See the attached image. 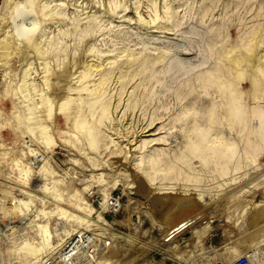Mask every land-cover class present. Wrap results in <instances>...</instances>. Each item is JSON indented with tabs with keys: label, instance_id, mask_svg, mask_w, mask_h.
Here are the masks:
<instances>
[{
	"label": "rangeland",
	"instance_id": "1",
	"mask_svg": "<svg viewBox=\"0 0 264 264\" xmlns=\"http://www.w3.org/2000/svg\"><path fill=\"white\" fill-rule=\"evenodd\" d=\"M2 2L0 47L12 40L17 50L0 63V264H44L80 235L75 264H231L252 248L264 257V245L249 248V213L264 199V0H37L19 8H31L28 18L14 20ZM30 28L44 55L21 49L20 32L26 37ZM254 37L256 59L234 77L224 54ZM44 76L51 84L42 88ZM101 76L105 85L93 92ZM226 81L246 106L237 122L221 90ZM43 97L52 105L46 118ZM193 142L201 147L195 154ZM224 142L234 147L222 158L215 148ZM128 149L133 161L123 158ZM42 164L59 182L61 203L43 190L45 171L34 172ZM197 190L207 201L201 217L229 220L226 230L190 240L199 223L188 238L154 236L157 193ZM73 194L91 211L74 209ZM106 197L118 200L116 212ZM55 205L78 219L57 215ZM29 241L40 245L36 257L22 244Z\"/></svg>",
	"mask_w": 264,
	"mask_h": 264
},
{
	"label": "bare ground",
	"instance_id": "2",
	"mask_svg": "<svg viewBox=\"0 0 264 264\" xmlns=\"http://www.w3.org/2000/svg\"><path fill=\"white\" fill-rule=\"evenodd\" d=\"M3 2V4L5 5V6H9V8L11 9V13H13L12 14V17L10 18V19H12V20H14V19H16V18H18V17H20L21 19H22V17L23 18H28V15H29V13H30V9L28 8V10L26 11H22V12H20V10H19V8L21 7V5H24V4H27V5H29V7L31 6H33V3L34 2H36L37 0H2ZM54 1V0H53ZM39 2L40 1H38V4H39ZM37 4V5H38ZM26 5V6H27ZM35 5V4H34ZM49 5V4H48ZM1 7V6H0ZM23 7H25V6H23ZM4 8V7H3ZM34 8V7H33ZM37 8V7H36ZM17 9V10H16ZM24 9V8H23ZM41 10V9H40ZM38 13V12H37ZM39 14V13H38ZM35 15V14H34ZM11 16V15H10ZM34 17V16H33ZM31 18H32V16H31ZM33 19V18H32ZM34 19H35V17H34ZM33 19V20H34ZM37 19V18H36ZM39 19V18H38ZM42 19V18H41ZM47 19V18H46ZM49 20V19H48ZM32 21V20H31ZM32 22H35V21H32ZM41 23V22H40ZM34 24V23H33ZM36 24V23H35ZM36 25H38V24H36ZM36 28V27H35ZM24 29V28H23ZM31 29V28H30ZM30 29H28V30H30ZM22 30V29H21ZM35 30L36 29H31V31H29V34L27 35L26 34V37H25V35H23L24 33H25V31L24 32H20V30H19V32H20V34H22V36H24V38H25V41L24 40H22V41H24L25 42V45H22V48L21 49H23V50H29L30 52H32L31 54L32 55H35L36 53L37 54H41L40 52H37L38 50V48L36 47V44H35V42H34V32H35ZM17 32V31H16ZM17 34H18V32H17ZM16 34V35H17ZM8 35V34H7ZM21 36V35H20ZM22 36L20 37V38H22ZM13 37V36H12ZM17 37H18V35H17ZM16 39V38H15ZM19 39V38H18ZM47 39V38H46ZM4 43L2 44L3 46H1L0 48L1 49H3V51L2 52H0V60L1 61H4V62H0V63H4V64H6L8 61V58L13 54V52L15 51V50H17V45L16 46H14V42L11 40V41H3ZM13 42V43H12ZM43 42V41H42ZM23 43V42H22ZM41 43V42H40ZM257 44H258V38L257 37H254L253 39H252V42H250L247 46H245V48L243 49V51H236L235 49L234 50H230V51H228L227 53H225L224 54V58H225V61H226V68H228V69H231V70H233V72L235 73L234 74V77H235V75H236V77L237 78H241V76H242V73H244L243 72V67L244 66H248V68L250 67L249 66V59L250 58H253L255 55H256V51L258 50V46H257ZM38 45V44H37ZM42 46V45H41ZM41 48V47H40ZM0 49V50H1ZM20 49V50H21ZM20 50H18L17 51V53L19 52L20 53ZM23 50H22V53H24V54H22L21 56H24V57H27V55H29L30 54V52L28 53L27 51V54H26V52L24 51L23 52ZM40 50H42V49H40ZM35 53V54H34ZM45 53V52H44ZM21 54V53H20ZM36 54V55H37ZM43 54V53H42ZM41 54V55H42ZM41 55H38L39 57L41 56ZM44 55V54H43ZM61 55V54H60ZM37 56V57H38ZM31 57V56H30ZM259 57V56H258ZM262 57V56H261ZM29 58V57H28ZM41 58V57H40ZM43 58V57H42ZM47 58V57H46ZM79 58V57H78ZM255 58V57H254ZM38 59V58H37ZM72 59H74V58H72ZM256 59V58H255ZM260 59H262V58H260ZM260 59H258L256 62H258V64H260L259 63V61H260ZM252 60V59H251ZM42 61V60H41ZM77 61V60H76ZM71 62V61H70ZM74 62V61H73ZM41 63V62H40ZM49 64V63H48ZM3 65V64H2ZM75 65V64H74ZM82 65V64H81ZM252 66H253V64H251ZM257 65V64H256ZM65 66V65H64ZM259 67H260V69L262 70V72H264V63H261L260 65H258ZM77 67V66H76ZM87 67V66H86ZM96 67H98V66H96ZM95 67V68H96ZM45 68V67H44ZM78 68V67H77ZM82 68V67H81ZM92 67L91 66H89L88 67V69H87V71L89 72L90 70L89 69H91ZM258 68V67H257ZM250 69V68H249ZM260 69H258L259 70V72L261 71ZM53 70V69H52ZM38 71V70H37ZM45 71V70H44ZM47 71V70H46ZM45 71V72H46ZM69 72V71H68ZM76 72V71H75ZM85 72V71H84ZM83 72V73H84ZM88 72H85L84 74L85 75H87V73ZM249 72V71H248ZM262 72H260V74L262 73ZM42 73V72H41ZM44 73V72H43ZM60 73V72H59ZM29 74V73H28ZM46 74V73H45ZM50 74H52V73H50ZM54 74V73H53ZM61 74V73H60ZM89 74V73H88ZM93 74V73H92ZM259 74V73H258ZM259 74V75H260ZM262 74H264V73H262ZM44 75V74H43ZM49 76H51V75H49ZM258 76V75H257ZM41 77V76H40ZM66 77V76H65ZM81 77V76H80ZM22 78V77H21ZM50 78V77H49ZM49 78H48V76L47 77H45L44 76V78L41 80L42 82H41V85L40 86H42V88L43 87H48L49 86ZM242 78H243V76H242ZM262 78H264V77H262ZM23 79V78H22ZM52 79V78H51ZM62 79V78H61ZM32 80V79H31ZM57 80V79H56ZM94 80V79H93ZM208 80V79H207ZM236 80V79H235ZM262 80H264V79H262ZM105 81H106V77H104V76H101L100 78H99V80H98V83H97V86L96 87H93L94 89L92 90L93 92H94V90L97 92V91H99V88H100V90H101V88L103 87V85H105L104 83H105ZM108 81V80H107ZM234 81V80H233ZM237 82H239V81H237ZM17 83V82H16ZM58 83V82H57ZM56 83V84H57ZM218 83V82H217ZM221 83V82H220ZM51 84V83H50ZM251 85V89L253 88V89H256L257 87H258V83H257V81L256 80H254V81H252V84H250ZM51 86V85H50ZM81 86V85H80ZM28 87V86H27ZM56 87V86H55ZM82 87V86H81ZM234 87L235 86H233V83L232 82H230V81H226V82H224L223 84H222V86H221V90L223 91V92H225L226 93V95H227V104H228V111H229V114L234 118V119H236V122H237V118L239 119L241 116L243 117V115H244V112H247L246 111V106L244 105V104H242L241 102H240V98H239V95H238V93L235 91V89H234ZM19 89V88H18ZM33 90V89H32ZM44 90V89H43ZM57 90V89H56ZM70 90H72V88L70 89ZM69 90V91H70ZM74 90L77 92V94L81 91L82 92V90H85V88H80V89H75L74 88ZM73 90V91H74ZM74 91V92H75ZM218 91V90H217ZM249 91V90H248ZM66 92V91H65ZM68 92V91H67ZM71 92V91H70ZM95 92V93H96ZM99 93V92H98ZM68 96V95H67ZM46 97V96H45ZM74 99V98H73ZM67 101H69L68 100V98H67ZM65 101H63V103L61 104V106H60V110L61 111H65L66 110V108L68 107H66L65 108V106H66V103L68 104L69 102H66V103H64ZM42 103L43 104H45L44 106H45V108H46V110L45 109H43V111H45V118L46 117H49L50 116V114H51V106L49 105V100L47 99V98H44L43 97V100H42ZM41 103V104H42ZM73 103V102H72ZM71 103V104H72ZM244 103V102H243ZM42 104V105H43ZM51 104V103H50ZM71 104H70V106H71ZM256 106V105H255ZM255 106H253V108L255 107ZM41 108V107H40ZM103 108H104V106H103ZM103 108H102V110H103ZM248 109H249V107H247ZM252 108V107H251ZM108 106L106 105L105 106V108H104V110L102 111V112H104L105 113V111H107V113H108ZM255 109V108H254ZM253 109V110H254ZM250 110V109H249ZM252 110V111H253ZM66 111H68V110H66ZM228 111H227V113H228ZM254 111H256V110H254ZM253 111V112H254ZM43 113V112H42ZM66 113H68V112H66ZM66 113H64V114H66ZM72 113V112H71ZM107 113H105V114H107ZM259 113V112H258ZM248 115H250V114H248ZM261 115V114H260ZM40 116V115H39ZM74 116V115H73ZM72 116V117H73ZM245 116V115H244ZM33 117V116H32ZM68 117H70V116H68ZM78 117V116H77ZM228 117H230V116H228ZM246 117V116H245ZM257 117H259V115L257 114ZM66 118H67V114H66ZM232 118V119H233ZM254 118H256V117H254L253 115H252V117H249V119H250V122H252L253 124L255 123V119ZM71 118H69V120H70ZM73 119V118H72ZM231 119V120H232ZM258 120V119H257ZM66 121V120H65ZM40 122V121H39ZM61 122V121H60ZM245 122H247V121H245ZM248 122H249V120H248ZM44 123V122H43ZM239 123V122H238ZM262 123V121L259 119V125ZM74 124H75V122H74ZM256 125V124H255ZM252 128H253V125H252ZM260 128V127H259ZM41 129V128H40ZM61 130V129H60ZM43 131V134H45L44 135V143L46 144V146L47 147H51V144L53 143V142H55V141H52L51 140V138L49 137V136H47L48 134H47V131H46V129H45V127L43 128L42 127V130H41V132ZM254 132V131H253ZM257 133V132H256ZM259 134V133H258ZM202 138H203V136H202ZM208 141V140H207ZM59 143V142H58ZM93 143V142H92ZM233 144V143H232ZM55 146V145H54ZM135 146V145H134ZM207 147V146H206ZM233 147L234 146H232V145H229V144H225V142H224V144H220V147H219V149H216L215 148V150H217V151H215V155H218V156H221L222 158H224L225 156H227V154H229V153H232L233 152ZM200 148L201 147H199V145L197 144V142H193V143H191L190 145H189V151L191 152V153H197L198 151H200ZM204 150H205V148H204ZM246 150L247 151H249V152H253V150H254V145L251 143V142H249V143H247L246 144ZM30 152L32 153L33 151L32 150H30ZM131 153V150L130 149H128V151H125L123 154V158H124V160L125 159H127V157H129L128 159L129 160H131V161H133V159H135V158H132V156H133V151H132V153ZM127 154H130V156H127ZM231 155V157H232V154H230ZM146 157V156H145ZM35 158V157H34ZM120 159V158H119ZM127 159V160H128ZM145 159V158H144ZM131 161H130V164H131ZM135 161V160H134ZM141 162H143V161H141ZM145 162V161H144ZM147 162V161H146ZM126 163V162H125ZM123 164V163H122ZM224 164H225V161H224ZM229 164V163H228ZM228 164L227 165H225L226 167L228 166ZM41 165V164H40ZM235 166V165H234ZM222 167V166H221ZM225 167V168H226ZM28 168V170H30V168L29 167H27ZM144 168V167H143ZM225 168H223V169H225ZM230 168V167H229ZM232 168V167H231ZM146 169V168H145ZM226 169H228V168H226ZM35 170L36 171H34L36 174H39L40 175V173L42 172H44L43 174L44 175H42V176H44V177H41V179L43 178V180H44V185H43V190L45 191V192H47V193H49V194H51V196H52V198H54L55 200H63L62 199V195H61V193H60V188L58 189V187H59V182L58 181H54L53 179H52V172H50V171H47V169L44 167V165L42 164V166H37V168H35ZM141 170H142V168H141ZM144 170V169H143ZM142 170V171H143ZM145 171H147V170H145ZM144 171V172H145ZM224 171H226V170H223V172ZM220 172V171H219ZM27 173V172H26ZM119 174V173H118ZM145 174V173H144ZM148 174V173H147ZM225 174H227V173H225ZM126 175H128V174H126ZM146 175V174H145ZM223 175H224V173H223ZM113 176V175H112ZM144 176V175H143ZM222 176V175H221ZM145 177H147V176H145ZM150 177V176H149ZM117 178V177H116ZM148 180V179H147ZM47 181H49L53 186H51V187H47L46 186V182ZM120 181V180H119ZM129 181V180H128ZM117 182V181H116ZM121 182V181H120ZM126 182V181H125ZM146 182V181H145ZM219 185H220V183H219ZM62 186V185H61ZM160 189V188H159ZM165 190V189H164ZM199 190H201V189H199ZM159 191V190H158ZM188 191V190H187ZM195 191V190H194ZM198 191V190H197ZM202 191V190H201ZM164 192V191H163ZM163 192H160V193H157V195H159V194H161L162 195V197H157L158 198V204L160 205V207H158V209L156 210L157 212H156V215H153V213H151V215H152V217L153 218H155V224H154V227H155V229L156 230H154V232H153V234H154V236H158V237H160L161 238V240L163 241L164 240V238L166 237V235L168 234V232H170L174 227H176L178 224H180V223H182L183 221H185L187 218H190V217H195V216H197V217H199V218H201V216H203V213L205 212L204 211V207L205 206H207L206 205V197L203 195V194H200L201 192L200 191H198V193L196 192L195 194H191V192H189L188 194L185 192V193H163ZM200 192V193H199ZM204 192V191H203ZM249 192V191H248ZM63 194V193H62ZM166 194V195H165ZM28 195H30V194H28ZM207 196V195H206ZM29 197H31V196H29ZM244 197V196H243ZM51 198V199H52ZM73 199V202L72 203H70V205L74 208V209H78V211L79 210H87L88 212H90L91 211V208H90V206L86 203V201H84V199L83 198H80V196H78L77 194H73V195H71L70 196V199ZM71 199V200H72ZM210 199V198H209ZM211 200V199H210ZM61 201H60V203H61ZM108 201H109V199H108V197H106V199H105V203L106 204H108ZM244 203V202H243ZM246 204H249L250 202H245ZM24 205H27V203H23ZM63 204V203H62ZM111 204H113V205H115V203L113 202V203H111ZM245 204V205H246ZM83 205V206H82ZM150 205V204H149ZM241 205H243V204H241ZM254 206H252L253 207V211L251 212V215H250V213H249V216H250V219H251V222H252V226H253V231H251L252 233H251V237H250V241L251 242H253V245L252 246H249V248L250 247H253V246H255V245H264V199H262L261 200V202L258 204H253ZM240 207V206H239ZM245 207V206H244ZM244 207H242V208H244ZM13 208V207H12ZM246 208V207H245ZM54 209V208H53ZM55 209H56V214L57 215H59V216H61V217H66V218H70V217H73V218H76V219H78V217H76L75 215H73V214H71V213H69L68 211H66V210H64V209H62V208H60L58 205L56 206L55 205ZM241 209V208H240ZM247 209V208H246ZM11 210V209H10ZM153 210H154V208H153ZM245 210V209H244ZM243 209H242V211H244ZM233 211V210H232ZM236 211V210H235ZM240 211V210H239ZM150 213V212H149ZM206 213V212H205ZM237 213H238V210H237ZM86 214V213H85ZM91 214V213H90ZM247 214V213H246ZM55 215V214H54ZM206 215V214H205ZM234 215H236V214H233L232 216H234ZM240 215H242V214H240ZM53 216V215H52ZM60 217V218H61ZM151 217V216H150ZM230 217H231V214H230ZM241 217V216H240ZM247 217V216H246ZM233 218V217H232ZM237 218V217H236ZM152 219V218H151ZM228 219H230L229 217H228ZM75 220V219H74ZM82 220V219H81ZM143 220V219H142ZM152 220H154V219H152ZM231 220H233V219H230V221ZM151 221V220H150ZM229 221V220H228ZM228 221H226V222H228ZM235 221V220H234ZM238 221V220H237ZM86 222V221H85ZM206 222V221H205ZM226 222H224V221H221L220 223H217V224H212V221L211 220H209V221H207L206 223H200V224H203L202 225V227H200V229L199 230H197L196 231V233L194 232V237L193 238H191L190 240H196V239H199V238H202V236H205L207 233H209L210 231H212V230H214V229H217V228H222V229H224V230H226V227H227V225H225V223ZM84 223V222H83ZM145 223V222H144ZM153 223V222H152ZM234 223H236V222H234ZM232 224H233V222H232ZM249 224H250V222H249ZM43 227V236H44V238H45V240H46V242H48V238L50 237V232H48V230L46 229V227H47V223L45 224V226H42ZM194 227V226H193ZM251 227V226H250ZM160 232V233H159ZM31 239H33V238H31ZM61 242H62V240H61ZM164 242V241H163ZM169 242H172V240L171 241H169ZM169 242H167V243H169ZM165 243V242H164ZM23 244V246H26L27 248H29L28 249V252H31L32 253V255L34 256V257H36L37 255H38V253L40 252V245H39V243H37V244H32V243H30V241L29 242H24V243H22ZM74 246H75V244H74ZM76 247V246H75ZM254 250H258V249H255V248H252V249H249V251L248 252H246V254L245 255H249L252 259H253V264H264V257H261L258 253H256V251H254Z\"/></svg>",
	"mask_w": 264,
	"mask_h": 264
},
{
	"label": "built area",
	"instance_id": "3",
	"mask_svg": "<svg viewBox=\"0 0 264 264\" xmlns=\"http://www.w3.org/2000/svg\"><path fill=\"white\" fill-rule=\"evenodd\" d=\"M113 202L115 203V205L111 204ZM107 207L111 212H116L119 209L118 200L109 198ZM82 239L85 240L86 237L83 238V236L80 235L77 239L66 242V244L58 250V255L56 256V258L52 259L47 257L44 264H75L79 242ZM74 244L76 247L74 246ZM231 264H253V259L249 255H240L235 258Z\"/></svg>",
	"mask_w": 264,
	"mask_h": 264
},
{
	"label": "water",
	"instance_id": "4",
	"mask_svg": "<svg viewBox=\"0 0 264 264\" xmlns=\"http://www.w3.org/2000/svg\"><path fill=\"white\" fill-rule=\"evenodd\" d=\"M205 221L206 220L205 218L203 219V217H201V219L197 216L187 218L185 221L178 224L170 232H168L163 241L167 243L173 240L174 238L178 237L179 235H181V238H188L191 236V231L188 230L199 223H205ZM217 223H219L217 220L212 221V224Z\"/></svg>",
	"mask_w": 264,
	"mask_h": 264
}]
</instances>
